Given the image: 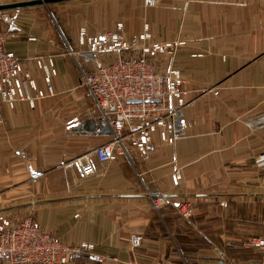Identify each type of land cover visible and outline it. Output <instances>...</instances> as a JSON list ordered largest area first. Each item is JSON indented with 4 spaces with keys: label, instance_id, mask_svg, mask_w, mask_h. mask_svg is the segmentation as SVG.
I'll list each match as a JSON object with an SVG mask.
<instances>
[{
    "label": "crops",
    "instance_id": "1",
    "mask_svg": "<svg viewBox=\"0 0 264 264\" xmlns=\"http://www.w3.org/2000/svg\"><path fill=\"white\" fill-rule=\"evenodd\" d=\"M45 8L13 10L14 24L1 26L15 31L4 47L39 86L34 58L51 56L57 74L54 95L34 108L0 104V213L31 217L69 244L93 243L91 264H232L234 248L264 229V166L255 164L264 154V0L68 1L56 8L62 38ZM118 24L128 40L148 24L151 41H184L172 65L191 101L174 144L154 135L146 156L132 149L102 162L93 149L109 135L89 126L102 119L77 82V64L95 62L66 51L79 49L80 28L94 35ZM87 161L94 171L83 175ZM154 194L170 205L153 208ZM184 199L192 200L191 220L173 219L170 206ZM187 227L209 247L181 251Z\"/></svg>",
    "mask_w": 264,
    "mask_h": 264
},
{
    "label": "built area",
    "instance_id": "2",
    "mask_svg": "<svg viewBox=\"0 0 264 264\" xmlns=\"http://www.w3.org/2000/svg\"><path fill=\"white\" fill-rule=\"evenodd\" d=\"M14 21L13 10L0 11V104L14 109L17 103L24 102L34 108L38 100L54 95L53 77L57 71L51 56L34 58L44 83L41 87L21 58L5 49L6 37L13 36L15 31L4 33L1 26H12ZM182 45L184 41L179 40L151 41L148 24L143 25L135 41L126 39L122 24L116 25V31L94 35L83 27L79 29V49L70 48L66 52L80 55L85 62L89 59L95 62L93 69L77 64V82L87 88L100 118L110 129L109 140L93 149L99 161L128 157L132 149L146 156L154 135L169 145L185 135L187 122L183 111L191 101V91L172 65V58ZM84 52H91L93 57L85 56ZM76 120L77 117H72L66 123ZM255 164L264 166V154L255 159ZM80 171L88 175L94 167L87 161L80 164ZM175 176L180 177L179 171ZM150 198L155 209L167 202L163 194ZM174 204L183 216L191 214L189 203ZM131 245L139 246L140 238L132 236ZM248 246L258 252L260 261L247 264H264V231L252 237ZM96 257L97 247L93 243L69 244L31 217L15 220L0 213V264H75L77 258L90 264Z\"/></svg>",
    "mask_w": 264,
    "mask_h": 264
},
{
    "label": "rangeland",
    "instance_id": "3",
    "mask_svg": "<svg viewBox=\"0 0 264 264\" xmlns=\"http://www.w3.org/2000/svg\"><path fill=\"white\" fill-rule=\"evenodd\" d=\"M70 1H74V0H70ZM76 1H78V0H76ZM81 1V0H80ZM68 1H65V2H59V3H54V4H48V5H44L46 8H45V13H46V15L49 17V19H51L50 20V23L55 27V29L57 30V32H58V34H61L60 36H61V38H62V34H63V32H62V29L58 26V24H59V18L57 17V15H58V13L56 12V8L59 6V5H61V4H64V3H67ZM60 28V29H59ZM64 38H65V36H64ZM189 203V205H190V209H191V214L189 215V216H187V217H185V216H183L181 213H180V211H179V209H178V206L176 205V204H171L172 206H170V208L172 207V208H174V210L176 211V212H173L172 213V218L173 219H175L176 218V216L177 215H179V216H181V218H183V219H185L186 221H189V220H191V218H192V216H193V203H192V200L190 199V200H187V199H184V201H181V202H179L180 204H182V203ZM179 204V205H180ZM166 205H170V204H168V202H166L165 204H163L162 206H161V208L162 207H164V206H166ZM174 206V207H173ZM161 208H159V209H161ZM23 218V217H22ZM21 219V218H20ZM263 231H264V229H263ZM263 231H262V233H263ZM194 234V231L190 228V227H187L185 230H183V233H182V235H183V237H182V240L184 241L183 243L184 244H180L179 245V247H180V250L181 251H183V250H185V251H189V252H192L193 250H195L196 248H208L209 247V244H208V240H206L205 239V237H202V236H200V237H197L196 238V242H194V239H193V236H190V235H193ZM190 236V237H189ZM252 237H248L246 240H245V242H244V246H239V247H236V248H234V249H243V250H247L246 251V256H244V257H234L233 259L235 260V262H237V263H239V264H247V263H251V262H254V261H256V259H258V255H257V251L255 250V251H251V250H249V249H252V248H250L249 246H248V241L251 239ZM140 246V245H139ZM218 246V248H220V246L219 245H217ZM138 247V246H137ZM133 248H136V247H133ZM254 250V249H253ZM255 259V260H254ZM92 263V262H91ZM90 263V264H91ZM75 264H84V262H83V259L82 258H77L76 260H75Z\"/></svg>",
    "mask_w": 264,
    "mask_h": 264
},
{
    "label": "water",
    "instance_id": "4",
    "mask_svg": "<svg viewBox=\"0 0 264 264\" xmlns=\"http://www.w3.org/2000/svg\"><path fill=\"white\" fill-rule=\"evenodd\" d=\"M65 1H70V0H23V1H16V2L0 3V11L15 10V9H21L25 7L39 6V5H48V4H54V3H59V2H65ZM83 54L90 58L93 57V54L91 52H84ZM89 126L99 129L102 135L110 134V129L106 121L104 120H101L99 124L92 123Z\"/></svg>",
    "mask_w": 264,
    "mask_h": 264
},
{
    "label": "trees",
    "instance_id": "5",
    "mask_svg": "<svg viewBox=\"0 0 264 264\" xmlns=\"http://www.w3.org/2000/svg\"><path fill=\"white\" fill-rule=\"evenodd\" d=\"M16 10V9H15ZM249 250H251V251H255V250H253V249H249ZM246 251L247 250H243V249H235L234 250V253L237 255V256H240V257H244V256H246L245 254H246ZM257 255H258V259H256V261H254V262H258V261H260V255L257 253ZM255 260V259H254Z\"/></svg>",
    "mask_w": 264,
    "mask_h": 264
}]
</instances>
